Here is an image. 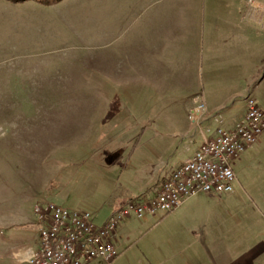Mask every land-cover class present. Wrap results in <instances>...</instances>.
I'll list each match as a JSON object with an SVG mask.
<instances>
[{"label":"rangeland","instance_id":"rangeland-1","mask_svg":"<svg viewBox=\"0 0 264 264\" xmlns=\"http://www.w3.org/2000/svg\"><path fill=\"white\" fill-rule=\"evenodd\" d=\"M185 1L203 2L0 0V264L15 259L25 232L38 247L37 203L76 204L103 224L115 211L105 200L151 199L158 190L147 182L197 152L189 93L182 101L121 70L154 44L161 17L198 15ZM235 191L122 221L112 264H264V152Z\"/></svg>","mask_w":264,"mask_h":264},{"label":"crops","instance_id":"crops-1","mask_svg":"<svg viewBox=\"0 0 264 264\" xmlns=\"http://www.w3.org/2000/svg\"><path fill=\"white\" fill-rule=\"evenodd\" d=\"M185 3L188 10L195 8L198 15L193 17L184 13L177 18L161 17L152 35L154 44L143 51L133 52L130 63L121 70L123 72L129 69L132 75L136 70L138 78L132 83L140 84L138 79L144 80L148 85L160 87L167 93L182 94V101L189 93L185 104V113L189 118L196 108V96L204 94L208 111L201 119L200 131L189 142L190 146L196 145L199 149L204 139V127L214 125L213 117L216 113L223 115L225 127L233 128L246 114L248 97H254L264 108V98L259 92L264 81V0H203ZM207 90L210 92L208 99ZM239 99H244V112L237 116L230 115ZM185 132V135L189 134ZM165 151L170 152V146H162V156H165ZM263 152L264 135L258 144L248 149L235 162L238 182L251 164L256 160L260 162ZM103 172L104 168L100 173ZM169 172L159 170L155 178L147 182V190L157 191L171 174ZM235 193L236 191L229 194L227 199ZM131 197V193L126 196L118 195L105 202L111 213L127 204ZM197 197H205V194ZM206 197L215 198L211 195ZM77 206L74 204L71 208L76 209ZM38 229L39 227L37 234ZM30 231L36 233L34 229ZM5 235L8 238L10 236L3 234V237ZM19 241L20 249L17 256H14L15 259L2 262L26 264L31 252L37 248V239L25 232ZM260 246L264 251V244Z\"/></svg>","mask_w":264,"mask_h":264},{"label":"built area","instance_id":"built-area-1","mask_svg":"<svg viewBox=\"0 0 264 264\" xmlns=\"http://www.w3.org/2000/svg\"><path fill=\"white\" fill-rule=\"evenodd\" d=\"M191 119L198 124L208 111L203 93L195 98ZM245 116L233 128L224 126L220 113L214 125L204 129L197 152L165 179L149 200L130 201L98 224L88 211L53 202L37 203L34 215L39 223V245L26 264H112L119 254L115 241L122 221L131 217L171 214L200 195L225 196L235 191V162L264 135V108L254 97L246 99Z\"/></svg>","mask_w":264,"mask_h":264}]
</instances>
